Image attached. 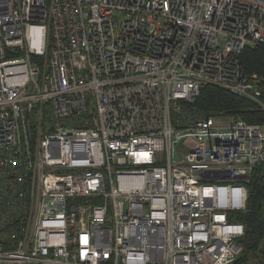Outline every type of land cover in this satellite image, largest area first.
<instances>
[{
	"label": "built area",
	"instance_id": "1",
	"mask_svg": "<svg viewBox=\"0 0 264 264\" xmlns=\"http://www.w3.org/2000/svg\"><path fill=\"white\" fill-rule=\"evenodd\" d=\"M264 0H0V264H233L264 128L239 60Z\"/></svg>",
	"mask_w": 264,
	"mask_h": 264
},
{
	"label": "trees",
	"instance_id": "2",
	"mask_svg": "<svg viewBox=\"0 0 264 264\" xmlns=\"http://www.w3.org/2000/svg\"><path fill=\"white\" fill-rule=\"evenodd\" d=\"M239 60L246 73L258 76L264 92V49L247 47L240 53ZM192 107L199 115H223L264 128L263 110L216 87L204 88ZM247 192L244 211L228 214L229 221L244 226V235L238 240L242 253L233 264H245L251 258L264 264V165L252 173Z\"/></svg>",
	"mask_w": 264,
	"mask_h": 264
},
{
	"label": "rangeland",
	"instance_id": "3",
	"mask_svg": "<svg viewBox=\"0 0 264 264\" xmlns=\"http://www.w3.org/2000/svg\"><path fill=\"white\" fill-rule=\"evenodd\" d=\"M216 117H218V118H224L225 116H223V115H216ZM263 218H264V216H263ZM256 261H257L256 259L251 258L249 261H246L245 264H258Z\"/></svg>",
	"mask_w": 264,
	"mask_h": 264
}]
</instances>
